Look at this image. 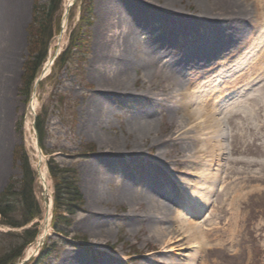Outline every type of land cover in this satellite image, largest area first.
Instances as JSON below:
<instances>
[{
	"label": "rangeland",
	"instance_id": "1",
	"mask_svg": "<svg viewBox=\"0 0 264 264\" xmlns=\"http://www.w3.org/2000/svg\"><path fill=\"white\" fill-rule=\"evenodd\" d=\"M174 1L175 7L188 15L202 13L201 10L205 8L199 0ZM238 1L242 6L253 9L254 0ZM21 10L18 18V38L16 44L10 46L12 53L5 58L7 61L4 70L9 77L3 80V84L0 83L4 85L0 87V195L6 193L8 187H12V194L8 193L2 199L7 200L5 204H10L15 209L10 218L19 220V209L22 206L20 194L28 183V187H33L30 198L35 196L42 215L23 227L3 224L4 218L0 215V264H8L36 230L38 232L35 233L34 241L24 247L21 256L13 264H57L68 253L84 257V264H264V131L255 133L257 140L248 146L242 140L234 141L231 136L235 129L223 124L226 155L223 156L222 165L231 168L234 173L240 170L249 175L261 176V179L250 180L238 193L243 197L241 204L229 210L230 212L224 211L227 206L225 209L206 206L199 214H191L189 209L183 210L185 204L179 201L171 205L172 213L163 215L157 210H149L145 201L131 205L118 196L119 189L126 179L135 195H141L148 186L152 187L153 181L161 184L166 190L175 192L177 191L173 179L180 182L179 178L185 177L194 181L195 185L203 186L202 182L198 183L197 177H188L184 173L193 159V154L189 151L192 141L184 137L185 139L167 143L183 124L180 122L178 110L168 102L158 108L157 112L153 111L155 121L150 127L151 136L140 142L139 157L132 153L134 134L129 133L126 119L130 115L129 110L135 111L144 107V98L129 105L124 96L112 97V107L119 114L110 118L106 128L95 129L93 133L87 132L84 129L83 113L88 97L97 87L90 67L95 54L94 43L101 23L105 20L106 0H74L71 4L69 0H24ZM36 10H39L38 20L34 22ZM150 16L153 21L151 28L155 29V32L143 33L140 38L142 44L147 42L149 37L163 33L168 28V21L163 15L155 12ZM203 26L202 30L189 29L185 33L182 28L180 37L177 38L178 49L190 47V52L193 51L198 38V64L193 70L198 75V84L201 83L198 85V94L207 95L211 88L205 84L211 79H215L216 83V79L223 80L232 74L226 72L225 66L221 69L219 65L230 64L242 45L261 34L252 33L248 39L235 38L234 41H230V37H223L216 43L213 41L214 24L205 23ZM170 29L173 30L172 26ZM60 36L62 38L59 40ZM72 39L73 47L66 52ZM215 45L218 54H199V51L204 53V50L208 52L211 48L215 52ZM64 51L66 54L59 55ZM173 51L177 54L178 50ZM42 58L45 62L41 68ZM48 60L52 63L49 70L43 69ZM190 68L192 69V65ZM255 69L256 72L264 74V59ZM221 70L224 73L220 74ZM130 72L132 80L138 78L139 75L137 76L134 70ZM246 78L249 80V77ZM131 84L132 87L138 88L141 81L138 78L136 83ZM252 87L256 89L261 86ZM157 88L159 90L161 87ZM234 100H226L218 109L227 111L226 106ZM235 110L236 108H233L232 112L235 113ZM42 111L46 116L45 138L41 146L35 121ZM98 133L113 140L117 139L120 151L113 153V158L120 166L117 170L109 171L110 188L103 187L100 201L92 204L85 181L92 158L102 155L100 143L96 138ZM231 140L236 143L235 149L241 151L228 149L227 143ZM153 157L164 162L169 161L171 157L178 159V162L173 159L166 166L150 164ZM48 158L58 169H76L78 187L84 200L82 208L71 217L72 224L68 233L63 236L54 229V201L50 222L48 226L45 223L49 194L53 196L54 191L49 175V193L40 178V172L46 169ZM124 160H127L128 164L125 163V166L121 167L120 163ZM162 168L166 174L170 173V180H163ZM216 169L217 165L213 172H216ZM205 186L201 190L203 194L206 193ZM208 198L214 204L219 202L212 194H209ZM152 215L156 218L150 222ZM175 215L179 217L174 218ZM96 217L101 219L102 224L96 233H92L90 229L83 227V223ZM182 218H188L193 223H201L203 219L208 218L214 224L206 227L215 230L221 226L227 235L231 236L232 232L235 234L239 231L240 236L233 240L226 237L206 239L203 233L199 232L200 238L196 241L182 240L181 230L187 228ZM130 220L134 223L133 226H129ZM195 229L198 232V229ZM44 246H48V251L51 252L44 260L36 262L38 252H41Z\"/></svg>",
	"mask_w": 264,
	"mask_h": 264
},
{
	"label": "bare ground",
	"instance_id": "2",
	"mask_svg": "<svg viewBox=\"0 0 264 264\" xmlns=\"http://www.w3.org/2000/svg\"><path fill=\"white\" fill-rule=\"evenodd\" d=\"M72 1L74 0H69V3L71 4ZM126 1L106 0L105 20L101 23L94 43L95 54L90 67L91 76L96 79L97 87L85 104L84 129L93 133L95 129H104L109 126L110 118L119 114L112 107V97L124 96L125 102L129 105L144 98L146 101L144 107L135 111L129 110L130 115L126 119L129 133L134 134L132 153L139 157L141 154L140 142L151 136L150 127L155 121L153 111L170 102L178 110V114L181 116L180 122L183 124L167 143L178 141L180 138L185 139L184 137L188 141H192L189 149L193 154L192 165L189 164L190 166L184 173L188 177H197L198 183L202 182L203 186L207 185L205 186L206 193L203 194L201 191L204 189L203 186H197L194 181L184 177L179 178L180 182L171 179L177 192L168 191L161 184L153 181V186L156 189L153 186H148L141 195H135L130 190L126 179L124 185L119 189V198L131 205L145 201L149 210H157L163 215L172 213L171 205L179 201L185 204L183 210L189 209L191 214H199L206 206H216L219 209H225L227 206L228 208L224 211L230 212L229 210L240 206L243 197L238 193L246 187L247 183L254 178L261 179L260 175H249L240 170L234 173L231 168L222 165L221 161L226 155L224 148L226 136L224 137L223 124L235 129L231 136L234 141L242 140L248 146L257 140L258 137L255 136V133L264 131V74L256 72L255 69L264 59V0H254L251 10L242 6L238 0H205L207 3L204 0H199L201 6L205 5V8L201 10L202 13L191 15L179 11L175 7L174 0L163 2L156 0ZM23 3L24 0H0L1 84L9 77L4 70V64L7 61L5 58L12 53L10 46L16 44L15 41H17L20 32L18 18L22 13ZM155 12L164 16V19L168 21V28L163 33L149 37L147 42L142 44L140 38L143 33L153 31L154 34L155 32V29L151 28L153 21L150 20L151 13ZM205 23L214 24L213 41L216 43L223 37H230V41H234L235 38L237 40L248 39L252 33L261 34L253 41L249 40L248 43L242 45L237 55H234L235 59L230 64L228 63L229 65L227 63L219 65L221 69L225 66L226 72L232 74L223 80L216 79L217 84L215 79H211L208 84H205L206 87L211 88V91H207V95L198 94V85L201 83L198 84V75L193 70L198 64V38L192 52L189 50L190 47L178 49L179 39L177 38L180 37L182 28L184 33L189 29L199 30L201 28L202 30ZM170 26L173 30L170 29ZM61 38L60 36L59 40ZM176 49L178 50L177 54L173 51ZM204 51V53L199 51V54L206 56L218 54V51L215 49L214 52L213 48L208 52ZM253 53L254 55H252ZM202 55L201 58H203ZM48 61V64L44 66L46 70H49L52 64L51 60ZM131 70H134L137 76L139 75L141 85L138 88L131 86V83H136L138 79L132 80ZM138 71L139 73H137ZM219 73L222 74L224 71L221 70ZM220 74L217 76L220 77ZM245 76L249 77V80ZM252 84L261 87L254 89ZM3 86L0 85V87ZM157 87L161 88L158 90ZM232 98L235 100L230 101L226 106L227 111L222 112L218 109L223 105V102ZM216 99L219 101L217 102ZM233 108H236L235 113L232 112ZM96 138L100 143L102 155L92 158L85 181L92 204L100 201L103 187L110 188L109 171L117 170L120 166L113 158V153L120 151L117 139L113 140L99 133ZM227 144L230 151H241L238 148L235 149L236 143L232 140ZM174 158L176 157L174 156ZM174 158L170 157L169 161L164 162L153 157L150 164L166 166ZM123 162L120 163L121 167L125 163L128 164L127 160ZM174 162H178V159H174ZM216 165L218 169L213 172ZM47 175L46 169L40 172V178L49 193ZM161 177L164 181H168L171 175L170 173L166 174L162 168ZM219 185L220 189H218ZM209 194L216 196V201L219 202L217 204L210 202ZM49 196L48 215L45 219L47 226L51 219L54 191L53 196L50 194ZM178 217L175 215L174 218ZM155 218L156 216L152 215L150 222ZM176 220L181 221V219ZM183 221L187 228L181 230L182 240L196 241L200 238V233H203L206 239L226 237L228 240H233L240 236L239 231L235 234L232 232L231 236L227 235L222 231L223 227L221 226L215 230L206 227L214 224L208 218L203 219L201 223L190 222L188 218ZM101 224V219L96 217L83 223V227L96 233ZM128 224L129 226L134 225L132 220ZM192 228L194 231L191 230ZM195 228L198 229V232ZM39 256L40 253H38ZM83 258L68 253L57 264H84Z\"/></svg>",
	"mask_w": 264,
	"mask_h": 264
},
{
	"label": "trees",
	"instance_id": "3",
	"mask_svg": "<svg viewBox=\"0 0 264 264\" xmlns=\"http://www.w3.org/2000/svg\"><path fill=\"white\" fill-rule=\"evenodd\" d=\"M39 10H36V16L34 22L38 20ZM37 41V40H36ZM74 40L72 39L68 45L66 52L68 49L73 47ZM61 53L60 55L66 54V52ZM60 58V56H59ZM41 59V58H40ZM45 59L42 58L40 67L42 68ZM45 116L44 112L42 114H38L35 127L37 131V135L39 138L40 145L42 146V142L45 138ZM27 167V166H26ZM48 169L52 179V183L54 186V229L56 232L60 234H67L69 231V227L72 224V216L82 208V204L84 202L81 191L78 187V175L75 168L71 169H58L51 163L49 158L48 160ZM32 184V183H30ZM34 185V184H33ZM31 186V185H30ZM29 188V190H28ZM33 187H28V183L24 185V189L20 195L22 206L19 209V215H21L19 220H13L10 218V215L14 213L15 209H13L10 204H5L7 200H3L8 193L12 194V187H8L6 193L0 195V215L3 216L4 221L3 224L9 225L11 227H23L28 223L32 222L34 219L41 217L42 211L40 205L37 200H35V196L33 199L30 198V194H32ZM8 219H5L7 218ZM29 231V230H27ZM26 232V229H25ZM30 232V231H29ZM38 230L34 231L31 234L30 238H27L26 242H24L22 249L18 252V254L10 259L8 264H13L16 259H18L24 247H26L30 242L34 240L36 237ZM36 233V234H35ZM48 246H44L40 252V256L36 258V262H40L44 260L47 256H49Z\"/></svg>",
	"mask_w": 264,
	"mask_h": 264
}]
</instances>
